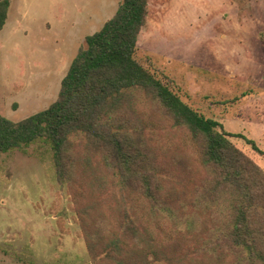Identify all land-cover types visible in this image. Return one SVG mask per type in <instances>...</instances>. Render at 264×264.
Returning <instances> with one entry per match:
<instances>
[{
  "label": "trees",
  "instance_id": "1",
  "mask_svg": "<svg viewBox=\"0 0 264 264\" xmlns=\"http://www.w3.org/2000/svg\"><path fill=\"white\" fill-rule=\"evenodd\" d=\"M9 7L0 0V31ZM148 8L149 0H121L86 36L55 102L17 122L0 116V153L50 146L91 264H264V172L232 138L264 151L205 116L174 76L139 55ZM137 93L151 98L160 119L137 104ZM245 96L216 104L226 110ZM190 147L195 171L170 156ZM151 232L159 249L149 258ZM178 235L197 241L170 252Z\"/></svg>",
  "mask_w": 264,
  "mask_h": 264
},
{
  "label": "rangeland",
  "instance_id": "2",
  "mask_svg": "<svg viewBox=\"0 0 264 264\" xmlns=\"http://www.w3.org/2000/svg\"><path fill=\"white\" fill-rule=\"evenodd\" d=\"M120 3L10 0L0 31V116L17 122L55 102L86 36L112 18ZM148 10L139 55L174 76L184 99L205 116L264 151V0H149ZM245 93L232 108L216 104ZM135 100L160 119L150 97L137 93ZM232 142L264 172V157L242 139ZM170 156L195 171L191 147ZM150 236L143 247L149 258L159 249ZM196 241L178 235L169 251ZM0 264H91L73 198L57 182L44 142L0 153Z\"/></svg>",
  "mask_w": 264,
  "mask_h": 264
},
{
  "label": "crops",
  "instance_id": "3",
  "mask_svg": "<svg viewBox=\"0 0 264 264\" xmlns=\"http://www.w3.org/2000/svg\"><path fill=\"white\" fill-rule=\"evenodd\" d=\"M9 12V11H8Z\"/></svg>",
  "mask_w": 264,
  "mask_h": 264
}]
</instances>
